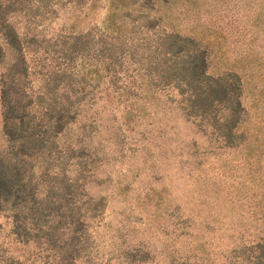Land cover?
I'll return each instance as SVG.
<instances>
[{"label": "rangeland", "instance_id": "1", "mask_svg": "<svg viewBox=\"0 0 264 264\" xmlns=\"http://www.w3.org/2000/svg\"><path fill=\"white\" fill-rule=\"evenodd\" d=\"M197 1V11L183 7L188 0L161 2L159 11H138L135 2L122 8L135 28L124 42L155 43L170 31L191 37L206 49L208 73L235 68L242 74L239 132L264 123V17L250 27L255 14L244 15V0ZM109 9V0H0V22L14 28L23 47L27 77L19 82L39 91V77L61 73L63 82L75 81L77 47L85 42L78 35H88L91 46ZM244 20L258 31L251 41L250 31H241ZM147 22L151 28L142 25ZM6 43L0 33V77L17 55ZM97 89L85 88L86 95ZM164 93L152 92L157 97L132 114L121 98L97 99L81 112L87 117L96 110L95 119L85 121L83 153L60 152L53 166L43 161L48 173L39 170L38 157L25 160L37 201L27 197L22 211L9 202L1 209L0 264H223L225 247L264 234L254 220L256 191L249 181L256 163L244 160L237 144L217 147L183 118L174 99L164 101ZM1 111L0 104V153L6 156ZM82 120L77 116L57 135L56 150L80 132ZM65 178L72 181L70 197L61 185ZM51 181L59 183L56 192L41 198ZM64 200L74 209L73 222L58 216Z\"/></svg>", "mask_w": 264, "mask_h": 264}, {"label": "trees", "instance_id": "2", "mask_svg": "<svg viewBox=\"0 0 264 264\" xmlns=\"http://www.w3.org/2000/svg\"><path fill=\"white\" fill-rule=\"evenodd\" d=\"M170 1L143 0L137 3V0H109L110 9L103 21L102 30L94 37L91 46L85 43L89 41L88 35H78L79 39L85 40L84 43L80 40L77 47L80 76L75 81L69 77L64 82V75L61 73L46 80L39 77V88H44L39 91H30L29 87L19 82L20 76L27 77L22 43L12 26L0 22V33L7 42L6 45L17 54L16 59L9 64L12 68L0 77L2 131L10 148L8 155L0 153V211L7 202L12 206L19 203V207H14V210L22 211L27 209L28 198L37 201L35 184L30 179L33 171L25 160L38 157L39 170L48 173V164L55 165L53 162L60 152L66 153L77 148L83 153V146L87 145L83 139L86 134L85 121L94 120L96 113L94 110L84 117L81 112L87 105L95 104L97 99L106 101L112 96L121 98L125 103V113L132 114L139 107L143 108L148 104L149 99L157 97L152 92L166 91L164 101L171 102L174 99L183 118L198 127L217 147L237 144L244 153L243 159L251 160L253 165L256 163L257 169H254L255 172L250 171L252 177L249 181L256 191L254 220L258 226L264 227V165H258L260 161L264 163V123L259 119L254 128L246 127L239 132L244 123L242 117L245 111L241 99L242 74L235 68L208 73L206 49L200 48L191 37L174 31L157 35L155 43L124 42L125 34L134 32L135 28L131 23L133 20L128 23L125 21L126 13H119L122 8L132 6L135 2L138 11L140 7L147 11H159L161 2L169 5ZM244 1V15L248 17L251 10L255 14L249 24L251 27L255 19L264 17V0ZM188 2L183 7L197 11L195 6L198 1ZM152 24L147 22L142 25L151 28ZM249 26H246L245 20L241 25L243 34L250 31L247 41L258 35V31ZM67 74L69 76L71 71ZM59 84L67 89L54 91ZM73 84L77 90L72 88ZM92 86L99 89L86 95L85 88ZM133 89L136 91L133 92ZM22 97H26L25 103H21ZM77 116L84 122L80 132L65 139L66 142L61 143L63 148L56 150L57 135L63 133ZM43 161L48 163L44 167L41 166ZM56 167L60 170L59 165ZM62 171L63 169L59 172ZM56 183L51 181L44 185L42 189L46 194H42L41 198L46 199L47 194L56 192L53 190ZM61 185L65 186L70 197L68 188L72 181L65 178ZM61 187H58L59 191ZM30 208L37 209V206ZM57 208L62 210L58 216L68 218V222L74 221V209L65 200ZM223 250V264H264V234H257L254 239L246 241L240 239Z\"/></svg>", "mask_w": 264, "mask_h": 264}]
</instances>
